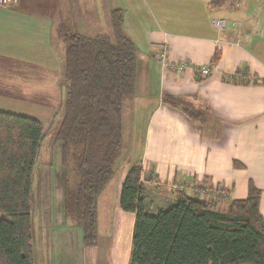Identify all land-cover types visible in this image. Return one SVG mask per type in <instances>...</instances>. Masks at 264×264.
<instances>
[{
  "label": "crops",
  "instance_id": "0c3cea01",
  "mask_svg": "<svg viewBox=\"0 0 264 264\" xmlns=\"http://www.w3.org/2000/svg\"><path fill=\"white\" fill-rule=\"evenodd\" d=\"M154 1L157 10L147 0H129L124 10V29L137 45L135 92L127 98L125 118L149 110L141 158L136 162L142 163L146 175L158 180L146 181L143 195L159 204L157 207L163 206L162 197L151 198L156 187L170 190L171 183L181 182L183 191L193 195L194 184L207 178L212 186L228 190V197L242 198L252 181L261 190L260 211L264 215V82L241 84L223 78L225 73L247 67L264 79V0L216 8L210 0H190L177 17L167 0ZM103 6L105 28L110 26L111 10L118 7L111 0H105ZM69 8L70 0H17L15 5H0V76L20 73L18 86H26L28 92L29 82L39 70L49 77L40 87H44L43 102L38 101L42 109L36 118L42 121L55 120L63 100L65 47L58 45L63 42L58 28ZM215 16H228L225 29L213 26ZM91 27L79 22L78 32L86 35ZM163 45L167 46L168 63L187 60L192 65L178 72L164 64L158 56ZM216 50L220 55L214 61ZM203 64L212 68L207 77L195 68ZM0 88V109L10 111V105L16 106L5 100L12 93L5 85ZM165 95L186 100L205 112L204 118L188 116L167 102ZM18 109L25 111L19 114L31 116L28 108ZM234 160L243 167H235ZM130 166L129 161L120 170L111 192H100L97 241L85 246L81 232L76 264H129L135 213L120 206V192ZM179 195L180 191L170 201L167 198L166 206ZM76 245L72 240V247Z\"/></svg>",
  "mask_w": 264,
  "mask_h": 264
},
{
  "label": "trees",
  "instance_id": "16d2710c",
  "mask_svg": "<svg viewBox=\"0 0 264 264\" xmlns=\"http://www.w3.org/2000/svg\"><path fill=\"white\" fill-rule=\"evenodd\" d=\"M229 1L209 3L216 8ZM124 16L123 8L111 10L113 38L107 32L88 36L64 22L58 28L65 44L64 97L55 114L61 116L55 141L62 164L74 158L79 174L75 187L65 180L64 219L81 227L85 246L97 241V198L123 149V104L135 92L137 45L124 29ZM219 55L216 50L213 60ZM243 73L249 76L246 84L263 80L247 67L232 78ZM165 100L192 118L205 116L182 98L165 95ZM44 138L42 120L0 109V264H36L33 178ZM233 165L243 167L238 160ZM142 178L158 181L146 175L142 163L131 164L120 192V206L135 213L129 264H264L261 190L252 181L247 196L224 208L183 190L167 207H154L143 195Z\"/></svg>",
  "mask_w": 264,
  "mask_h": 264
},
{
  "label": "rangeland",
  "instance_id": "374dc122",
  "mask_svg": "<svg viewBox=\"0 0 264 264\" xmlns=\"http://www.w3.org/2000/svg\"><path fill=\"white\" fill-rule=\"evenodd\" d=\"M104 1L105 0H70V8L66 9L67 12L69 11V14H65L63 18L65 25L70 30L80 31L79 22L82 25L83 21L85 24L92 26L91 30H87L84 33L93 37L100 35L102 32H111L112 29H110V26L104 28L106 25V15L104 14L103 6ZM147 1L150 7L152 5L153 9L157 10L154 0ZM111 2L112 4L115 2L117 5L116 7H121L124 10L127 9L129 5V0H111ZM167 2L171 3L175 17L178 16V12L184 10L185 7L190 5V0H187L186 2L188 4L185 5L183 0H167ZM242 2L244 6L248 5L245 4L243 0L241 2L230 0L226 4L228 6L234 4L241 5ZM149 6H147L148 9ZM226 8L230 9V7H225L224 9ZM214 18L223 19L226 21L227 25L229 23L228 16H215ZM101 30L103 31L100 32ZM108 34L111 38H113V32ZM58 45L65 47L63 42H58ZM38 72V78H33L29 82V92L27 91V88H25L26 86L24 88L18 86L19 83H21L19 78L20 73L13 71L11 72V76H0L1 86L5 85V90L8 93H12L7 95L5 94L7 99L5 101H11L16 106L15 108H12V105L6 103L10 105V111L25 113L24 110L18 109V107L22 106L30 110L29 114L31 116H38V113L42 109L40 102L38 101L43 102L42 94H44V87L43 89L40 87L44 85L46 79L49 78L46 74L42 73V70H39ZM231 74L232 73H225L223 75L225 81L246 84L244 83L245 80H249L246 75L235 79L236 77ZM259 81L264 82V79ZM35 85L37 86L36 90ZM151 85L152 91H154L153 82ZM1 89L2 88H0V90ZM19 94H23L24 96H20ZM127 98L123 104L122 114V122L124 126L123 149L117 163L114 165L112 175L102 189V191L105 190V193L112 191L113 184L117 179L118 173L126 166L127 162L130 161L131 165L141 158L144 132L146 129L145 125L148 119L149 110H147V108L143 109L138 115H135L133 112L132 114H128V118H125ZM60 117L61 116L58 115L55 120H43L45 138L41 144L34 166L32 220L36 264H76L77 248H79L81 239L79 237L82 232L80 226L77 223L69 222L64 219L63 189L65 180L68 179L69 185L71 187H75L79 181V174L74 158H71L67 165L64 166L62 164L61 144L59 141H55V132L58 127ZM198 183L201 184L205 182L200 180ZM209 185L215 188L216 192H207L204 196L198 195L197 192L195 194L200 196V198L212 200V202H215L220 208H224L233 199L231 196L228 197L229 191L225 188L212 186L211 184ZM158 186H160V184ZM178 190L180 189L175 188L168 190L165 186L156 187V193H154L151 198L156 200L157 197H162L163 199L159 200H162L163 207H167L166 200L169 199L170 201L172 199V195H175ZM152 205L155 207L159 204L155 205L153 203ZM72 240H74L77 244L75 248L72 247Z\"/></svg>",
  "mask_w": 264,
  "mask_h": 264
},
{
  "label": "built area",
  "instance_id": "2783aa9c",
  "mask_svg": "<svg viewBox=\"0 0 264 264\" xmlns=\"http://www.w3.org/2000/svg\"><path fill=\"white\" fill-rule=\"evenodd\" d=\"M16 3H17V0H0V5H12V4H16ZM212 24L219 31L223 30L227 26L226 21H224L221 18H213ZM158 56L164 64L165 63L169 64L170 66H172V68L174 70H176L178 72H182L185 68L192 65L187 60H179V61H173V62L168 63L167 46L166 45H163L160 47L159 52H158ZM195 68L200 73V75L202 77H207L208 75L211 74V71H212L211 65H209V64H203L201 66H196ZM235 73H236V71L232 72L231 75L233 76ZM243 75H245V74L243 73ZM142 180L145 181L144 178H142ZM194 187H195L197 194L201 195V196H204V194L207 192H216L215 188L211 187L209 184H206V183L194 184ZM169 188L170 189L176 188V189L184 190L185 185L181 182H173L170 184Z\"/></svg>",
  "mask_w": 264,
  "mask_h": 264
}]
</instances>
